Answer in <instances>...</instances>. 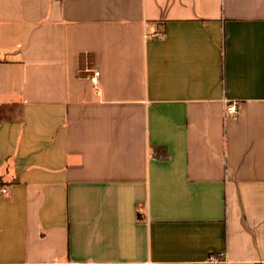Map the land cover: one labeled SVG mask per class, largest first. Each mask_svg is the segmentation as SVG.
I'll use <instances>...</instances> for the list:
<instances>
[{
	"label": "crops",
	"instance_id": "obj_1",
	"mask_svg": "<svg viewBox=\"0 0 264 264\" xmlns=\"http://www.w3.org/2000/svg\"><path fill=\"white\" fill-rule=\"evenodd\" d=\"M0 184V264H264V0H0Z\"/></svg>",
	"mask_w": 264,
	"mask_h": 264
},
{
	"label": "built area",
	"instance_id": "obj_2",
	"mask_svg": "<svg viewBox=\"0 0 264 264\" xmlns=\"http://www.w3.org/2000/svg\"><path fill=\"white\" fill-rule=\"evenodd\" d=\"M148 37H151V35H147ZM99 72L97 70L93 71V77L92 80L95 82V79L97 78ZM237 113V105L235 102H230L225 105V114L226 115H235Z\"/></svg>",
	"mask_w": 264,
	"mask_h": 264
},
{
	"label": "trees",
	"instance_id": "obj_3",
	"mask_svg": "<svg viewBox=\"0 0 264 264\" xmlns=\"http://www.w3.org/2000/svg\"><path fill=\"white\" fill-rule=\"evenodd\" d=\"M2 184H0V187H1Z\"/></svg>",
	"mask_w": 264,
	"mask_h": 264
}]
</instances>
